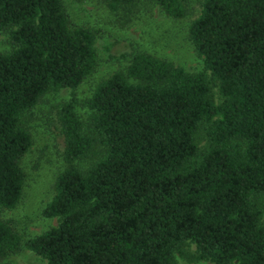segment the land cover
Masks as SVG:
<instances>
[{"label":"trees","instance_id":"obj_1","mask_svg":"<svg viewBox=\"0 0 264 264\" xmlns=\"http://www.w3.org/2000/svg\"><path fill=\"white\" fill-rule=\"evenodd\" d=\"M140 1L103 0L112 13ZM152 1L189 14L183 0ZM0 33L11 46L0 53V208L14 210L28 115L78 89L99 54L64 0H0ZM189 40L201 72L136 49L84 102L87 122L74 100L61 106L65 169L44 210L58 225L26 243L47 264H264V0H201ZM23 245L0 221V261Z\"/></svg>","mask_w":264,"mask_h":264},{"label":"rangeland","instance_id":"obj_2","mask_svg":"<svg viewBox=\"0 0 264 264\" xmlns=\"http://www.w3.org/2000/svg\"><path fill=\"white\" fill-rule=\"evenodd\" d=\"M183 1L189 14L185 19L175 20L152 0H141L131 9L119 13H112L103 0H64L72 26L95 31L99 64L78 89L45 95L27 117L33 146L23 161L27 173L24 197L14 210L0 208V221L13 226L22 236L24 245L18 253L2 259L0 264H47L30 251L26 243L58 225L57 219L44 215V210L54 199L56 180L65 169L58 116L63 104L74 100L78 116L87 122L89 111L84 102L102 81L116 72L125 71L130 55L136 49L173 62L189 72L204 69L203 60L189 40V26L201 14V0ZM10 50L8 36L0 33V53ZM214 95L219 103L217 88ZM199 144L201 147L206 144L203 135H200ZM178 262L190 264L180 258Z\"/></svg>","mask_w":264,"mask_h":264}]
</instances>
